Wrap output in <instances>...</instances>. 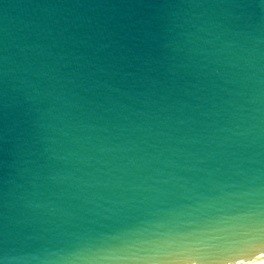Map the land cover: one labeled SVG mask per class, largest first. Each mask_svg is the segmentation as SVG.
<instances>
[{"label":"clouds","instance_id":"9594fccd","mask_svg":"<svg viewBox=\"0 0 264 264\" xmlns=\"http://www.w3.org/2000/svg\"><path fill=\"white\" fill-rule=\"evenodd\" d=\"M148 7L158 20L66 0L5 15L0 264H100L89 217L190 200L207 264H264V0Z\"/></svg>","mask_w":264,"mask_h":264},{"label":"water","instance_id":"95a60500","mask_svg":"<svg viewBox=\"0 0 264 264\" xmlns=\"http://www.w3.org/2000/svg\"><path fill=\"white\" fill-rule=\"evenodd\" d=\"M30 0H0V24L5 15H16L19 6ZM66 2L116 5L110 14H124L125 18L158 20L160 10L149 5H161L172 0H66ZM101 13L104 9H99ZM162 14V13H160ZM155 22V21H154ZM3 117L0 114V127ZM8 145L0 141V178L7 169L2 167L9 157L5 153ZM208 195L219 198L220 193L210 191ZM223 201L217 204L222 206ZM174 204L155 205L148 211L117 209L114 213L89 217L81 225L93 244L103 245L102 255L107 257L100 264H207L208 236L205 230L189 222L202 220L205 212H198L195 201H183L175 209ZM31 231L38 224L20 225Z\"/></svg>","mask_w":264,"mask_h":264}]
</instances>
